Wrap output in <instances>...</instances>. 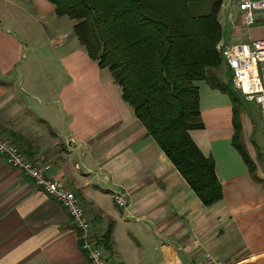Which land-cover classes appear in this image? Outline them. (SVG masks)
<instances>
[{
  "label": "crops",
  "instance_id": "crops-1",
  "mask_svg": "<svg viewBox=\"0 0 264 264\" xmlns=\"http://www.w3.org/2000/svg\"><path fill=\"white\" fill-rule=\"evenodd\" d=\"M239 1L222 2L218 45L264 38V11L247 25ZM76 23L49 0H0L4 134L30 157L52 163L50 175L81 197L99 238L109 230V245L103 244L109 264H200L204 250L236 264H264L260 104L241 95L242 134L256 181L233 144L230 96L197 82L203 127L191 135L213 156L223 188L220 200L205 205L148 134L109 69L80 43ZM218 74L233 82L225 61ZM116 194L126 206L116 203ZM0 264H90L68 212L2 157Z\"/></svg>",
  "mask_w": 264,
  "mask_h": 264
},
{
  "label": "trees",
  "instance_id": "trees-1",
  "mask_svg": "<svg viewBox=\"0 0 264 264\" xmlns=\"http://www.w3.org/2000/svg\"><path fill=\"white\" fill-rule=\"evenodd\" d=\"M58 15L78 22L74 30L88 54L108 68L126 102L205 205L223 197L215 160L194 141L203 127L197 82L205 80L233 102V144L251 177L256 164L244 143L243 100L218 70L223 0H49ZM109 230L101 240L109 245Z\"/></svg>",
  "mask_w": 264,
  "mask_h": 264
},
{
  "label": "built area",
  "instance_id": "built-area-1",
  "mask_svg": "<svg viewBox=\"0 0 264 264\" xmlns=\"http://www.w3.org/2000/svg\"><path fill=\"white\" fill-rule=\"evenodd\" d=\"M239 8L244 12L245 24L252 25L256 20V12L264 11V0H240ZM218 48L233 72L234 88L241 95L253 98L264 111V83L260 73L261 65L264 64V38L247 43H220ZM0 157L9 167L20 169L33 180L36 187L68 212L78 232L81 249L87 254L90 264H109L83 200L74 189L50 175V161L30 157L18 144L4 136L1 127ZM114 199L121 207L127 204L122 194L114 195ZM201 256L203 262L200 264H236L216 258L206 250L202 251Z\"/></svg>",
  "mask_w": 264,
  "mask_h": 264
},
{
  "label": "rangeland",
  "instance_id": "rangeland-1",
  "mask_svg": "<svg viewBox=\"0 0 264 264\" xmlns=\"http://www.w3.org/2000/svg\"><path fill=\"white\" fill-rule=\"evenodd\" d=\"M77 22H78V21H77ZM74 33L76 34V31H74ZM76 35H77V34H76ZM77 37H78V35H77ZM78 39H79V38H78ZM79 41H80V40H79ZM80 43H81V41H80ZM81 44H82V43H81ZM82 45H83V44H82ZM218 50H219V48H218ZM219 51H220V50H219ZM263 67H264V66H263ZM263 67H262V68H263ZM107 69H108V68H107ZM263 70H264V69H263ZM109 71H110V70H109ZM110 72H111V71H110ZM111 74H112V73H111ZM112 76H113V75H112ZM113 78H114V77H113ZM114 80H115V79H114ZM116 83H117V82H116ZM117 84H118V83H117ZM118 85H119V84H118ZM119 86H120V85H119ZM120 87H121V86H120ZM121 89H122V88H121ZM1 130H2V129H1ZM2 132H3V131H2ZM3 134H4V132H3ZM4 136H5L6 138L10 139L7 135L4 134ZM10 140H12V139H10ZM12 141H13V140H12ZM15 143H16V142H15ZM16 144H17V143H16ZM97 236H98V235H97ZM98 237H99V236H98ZM99 239H100V243H101V245H102V248H103V250H104V245H103L104 243H102V241H101L102 239H101V238H99ZM156 258H157V256L154 257L155 260H156Z\"/></svg>",
  "mask_w": 264,
  "mask_h": 264
}]
</instances>
